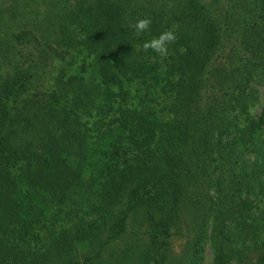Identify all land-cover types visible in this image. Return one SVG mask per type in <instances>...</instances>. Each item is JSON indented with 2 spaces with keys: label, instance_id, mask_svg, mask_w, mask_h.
<instances>
[{
  "label": "trees",
  "instance_id": "1",
  "mask_svg": "<svg viewBox=\"0 0 264 264\" xmlns=\"http://www.w3.org/2000/svg\"><path fill=\"white\" fill-rule=\"evenodd\" d=\"M32 1L0 0V264H107L129 222L119 264H264V0Z\"/></svg>",
  "mask_w": 264,
  "mask_h": 264
},
{
  "label": "rangeland",
  "instance_id": "2",
  "mask_svg": "<svg viewBox=\"0 0 264 264\" xmlns=\"http://www.w3.org/2000/svg\"><path fill=\"white\" fill-rule=\"evenodd\" d=\"M49 3V0H33L28 5L33 8V10L44 12V15H47V5L49 6ZM258 112L259 108L256 104L254 106V109L252 110V113ZM143 231V225L139 226L135 222H129L126 231L119 238H116L106 244V247L101 252L103 260H106L107 264L118 263L117 260H119L120 254L125 248L129 247L130 241L135 238L136 235L141 240L147 243V237L145 236V233ZM172 232L173 234L168 240L167 249L165 250V252L167 254V258L170 261L173 260V263H176L178 260H185L183 258L186 253L188 255L189 246L186 244V242L189 238V233L187 232V228L185 227L183 222H180L178 224V229H172ZM200 256L202 258L201 264H207L211 260L210 249L207 247L206 243L202 247V252Z\"/></svg>",
  "mask_w": 264,
  "mask_h": 264
},
{
  "label": "clouds",
  "instance_id": "3",
  "mask_svg": "<svg viewBox=\"0 0 264 264\" xmlns=\"http://www.w3.org/2000/svg\"><path fill=\"white\" fill-rule=\"evenodd\" d=\"M151 25L150 18H141L132 24L131 27L135 30L137 36L141 35L145 31H148ZM176 36L171 30L161 33L158 37L151 39L143 44L145 51L151 50L160 57H166L168 55V46L175 43Z\"/></svg>",
  "mask_w": 264,
  "mask_h": 264
}]
</instances>
